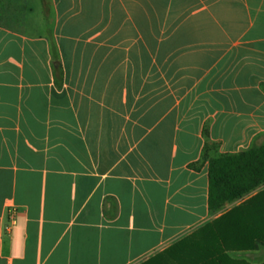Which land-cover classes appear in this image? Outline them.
<instances>
[{
  "label": "crops",
  "instance_id": "obj_1",
  "mask_svg": "<svg viewBox=\"0 0 264 264\" xmlns=\"http://www.w3.org/2000/svg\"><path fill=\"white\" fill-rule=\"evenodd\" d=\"M58 14L108 33L107 69L68 72L48 33L0 24V264L264 262V244L227 250L221 219L264 184L209 204L210 159L264 143V0H58ZM148 31L187 50L149 66Z\"/></svg>",
  "mask_w": 264,
  "mask_h": 264
},
{
  "label": "rangeland",
  "instance_id": "obj_2",
  "mask_svg": "<svg viewBox=\"0 0 264 264\" xmlns=\"http://www.w3.org/2000/svg\"><path fill=\"white\" fill-rule=\"evenodd\" d=\"M155 18L153 14L148 13L147 24L154 25ZM70 21L66 17L61 21L58 14V0H0L1 25L21 33L39 34L43 31L45 34L48 33L52 45V62L59 59L68 72L74 69L75 62H78L86 71L92 66L95 70L105 72L109 50L107 46L108 33L76 30L73 28L74 26H67ZM159 22L163 23L160 17ZM61 23H63V30L62 28L60 30ZM158 34H162L164 39H169L171 33ZM154 39L155 32L148 31L146 55L149 66H154L153 61L156 55L164 59L163 67L169 66L170 56L183 54L187 50L184 47L155 48L153 46ZM164 61L168 64H165ZM154 77L149 75L148 81L154 80ZM215 151L216 148H212L210 155L213 156Z\"/></svg>",
  "mask_w": 264,
  "mask_h": 264
},
{
  "label": "trees",
  "instance_id": "obj_3",
  "mask_svg": "<svg viewBox=\"0 0 264 264\" xmlns=\"http://www.w3.org/2000/svg\"><path fill=\"white\" fill-rule=\"evenodd\" d=\"M262 184H264V143L209 161L211 208L239 199ZM221 219L228 234L225 245L227 250H249L263 245L264 188L224 211ZM235 231L243 233V237L234 240L231 235Z\"/></svg>",
  "mask_w": 264,
  "mask_h": 264
},
{
  "label": "water",
  "instance_id": "obj_4",
  "mask_svg": "<svg viewBox=\"0 0 264 264\" xmlns=\"http://www.w3.org/2000/svg\"><path fill=\"white\" fill-rule=\"evenodd\" d=\"M56 65V64H55Z\"/></svg>",
  "mask_w": 264,
  "mask_h": 264
}]
</instances>
